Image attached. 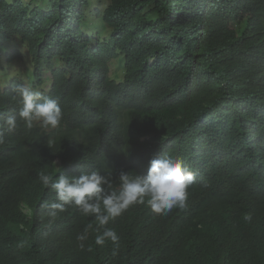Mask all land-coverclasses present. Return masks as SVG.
<instances>
[{
  "label": "trees",
  "instance_id": "16d2710c",
  "mask_svg": "<svg viewBox=\"0 0 264 264\" xmlns=\"http://www.w3.org/2000/svg\"><path fill=\"white\" fill-rule=\"evenodd\" d=\"M23 2L0 0V69L25 56L31 87L58 99L63 117L56 128L29 129L17 115L9 131L5 118L20 107L13 88L26 82L20 72L0 73V186L18 191L59 157L112 172L116 187L120 171L144 174L151 158L170 155L196 175L186 206L159 216L144 204L127 212L141 215L146 232L194 243L208 229H240L255 252L243 264H264L256 244L264 246V0ZM87 15L110 34L88 33ZM16 41L24 53L10 49ZM115 58L121 79L111 73ZM94 225L84 220L82 242L78 230L43 240V264H61L69 249L91 245L100 235ZM0 242L14 253L8 237ZM13 264L31 262L16 257Z\"/></svg>",
  "mask_w": 264,
  "mask_h": 264
},
{
  "label": "clouds",
  "instance_id": "9594fccd",
  "mask_svg": "<svg viewBox=\"0 0 264 264\" xmlns=\"http://www.w3.org/2000/svg\"><path fill=\"white\" fill-rule=\"evenodd\" d=\"M13 91L20 107L5 118L9 131L16 127L17 115L29 129L34 124L60 125L63 113L58 99L30 84H17ZM3 134L0 131V143ZM94 168L81 160L64 164L55 157L49 171L26 180L18 191L0 186V236L8 237L14 250L11 254L0 242V255H4L0 262L13 264L16 257H22L24 263L28 259L31 264H43L39 244L72 230H78L77 240H86L91 225L80 228L88 218L100 227V235L91 245L81 243L76 250L69 249L61 264H142L169 254L170 264H243L249 253H255L248 245L249 236L237 228L208 229L194 243L159 229L146 232L141 215L127 212L136 204H144L155 216L184 208L196 175L182 160L154 156L144 174L120 171L116 187L112 172L102 174ZM35 223L36 234L29 236Z\"/></svg>",
  "mask_w": 264,
  "mask_h": 264
},
{
  "label": "rangeland",
  "instance_id": "374dc122",
  "mask_svg": "<svg viewBox=\"0 0 264 264\" xmlns=\"http://www.w3.org/2000/svg\"><path fill=\"white\" fill-rule=\"evenodd\" d=\"M23 3L29 2V0H23ZM40 0H34V3L39 2ZM83 26L87 28L88 33L92 32L93 30L99 31L102 35L108 36L110 34V29L106 27L103 22L100 19L93 18L91 15H87L86 18L82 21ZM17 48L23 53L25 52V47L23 44H21L19 41L13 42L10 44V49ZM27 58L25 56L23 59L18 60L17 62H5L3 61L2 63V68L0 69V73H5L6 76H9L8 72L11 71H16L17 73L20 72L22 78L25 80V84H30L31 83V71H28V69L25 71V63H22L21 61H25ZM120 64V65H119ZM110 69L112 75H114L117 78H122L123 76V63L120 58H115L111 64H110ZM117 73V74H115ZM43 87H39L36 90L41 91L43 94H46L47 89L43 90Z\"/></svg>",
  "mask_w": 264,
  "mask_h": 264
}]
</instances>
